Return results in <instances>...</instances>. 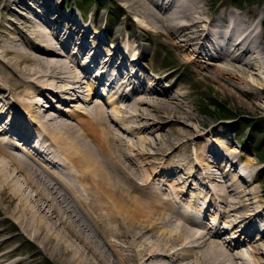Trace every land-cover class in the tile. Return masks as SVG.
<instances>
[{
    "label": "bare ground",
    "instance_id": "obj_1",
    "mask_svg": "<svg viewBox=\"0 0 264 264\" xmlns=\"http://www.w3.org/2000/svg\"><path fill=\"white\" fill-rule=\"evenodd\" d=\"M26 1L20 0L19 3L26 5ZM32 1L33 3L50 2V0ZM121 1L124 2L123 5L127 4L128 9L136 10V14L142 12L136 8L142 7L143 14H147L152 24L164 28L163 33L157 31L159 34H165L166 38L171 40L177 39L172 43L176 48L186 52L183 54L185 62L187 60L190 63L195 62L198 58H205L202 62L219 60L223 65L218 61L215 62L218 64L217 72L231 76V73L247 72L245 68L234 62L247 66L251 64V67H254L255 62H258L260 67L264 65V56L259 48L261 39L255 32V23L249 22L248 16H242L235 11H230L228 16L224 13L215 15L209 10L210 15L209 11L203 7L204 0H119ZM45 6L48 5L45 4ZM35 11V15L27 19L32 34H28L29 37L25 36V40L15 39L17 41H12L10 46L7 44L1 46L0 104L1 106L10 104V96L17 95L16 90L20 89L22 92L20 94L29 99L24 100L23 97H19L18 100L27 106L26 110L31 117V123L40 126L38 137H42V132H49L50 137L57 144L54 146L43 140V145L39 142L42 152H38L37 145L34 146L37 151L27 150L23 147L26 144L24 140L29 139L32 124L27 121L28 124L25 125V120H19L20 115H18L14 117L17 128L18 126L23 128L24 125L30 126V129L26 128L25 133L18 131L15 126L10 128L4 125V130L16 131L25 138L19 137L20 142L16 143L26 150L25 156L22 157L6 148L11 146L9 141L0 140V214L8 217L15 215V219L26 221L25 226H20L17 234L26 236L27 226L33 241H36L44 252H49L51 248L52 255L58 264H264V261L256 256L257 243L254 239L247 238L253 247L251 262L246 257L244 248H241L240 239H237L241 231L249 232L250 236L254 233L255 228L252 229L248 225L255 215L252 206L255 203H260L259 207L264 205L263 190L255 192L250 189L252 182L248 186L241 182L243 174L250 180L253 178V173L245 172L247 167H252L253 161L242 157L244 154L242 153V155L239 154L237 164H233L240 150L231 145L230 141H225L224 137L217 136L212 140L208 137L210 132L218 129V125H212L209 132H202L201 136H203L199 141H194L198 136L195 135L194 128L190 130L177 127L180 122L193 117L192 113L185 111L182 105L186 95L178 92L172 96L168 89L159 90L156 85L160 84L161 80L157 82L155 80V86L146 88L145 71L133 72L127 69L125 76L122 77L119 71L114 70V72L117 71L116 75L112 74L109 79L112 93L107 91V87L102 88L101 93L103 97L107 95L113 106V118L97 102L91 106L89 112L83 106L72 103L75 99L88 103L89 97L87 99L81 97L84 84L88 86L89 94H92L98 90L97 85L106 80V77H110L111 70L105 69L106 67L102 65L96 68L99 75L96 77L95 71L82 70L81 66L77 68L78 63L71 57L64 59L66 55L61 54L64 51L59 47L64 46L70 49L74 41L66 37L68 30L64 31L56 25L62 26L63 21L67 19L62 14H59L56 19H53L54 16L46 18L43 7ZM205 15L209 16L205 17ZM102 19L106 22L109 20L107 16H103ZM120 30L121 28L118 29V33H111L113 43L106 49L120 54L122 58L120 64H126L130 58L128 59L122 50L128 46L129 53L134 52L133 55L136 56L132 59L137 63L139 57L142 59L145 56L144 43L143 46L138 45L132 48L133 41L125 40L124 46L118 45L119 37H121ZM75 31H80L78 25ZM103 31L105 36L110 33V29ZM83 36L81 43L79 42L80 45L75 44L78 49H72L74 54L84 52L83 56L80 54L82 58L89 49V52H95L90 45V48L87 47L88 32ZM114 41L117 42V46H114ZM24 42L29 43L37 52L25 51L22 48V46L26 47ZM251 54H255L254 62L244 58ZM106 60L113 62L114 56L103 59L102 64L106 65L104 63ZM24 62L32 63L23 66ZM91 62L95 66L97 60L91 59ZM31 64L36 66L31 67ZM122 68L123 66H120V71ZM52 70H55L54 73H50ZM80 71L83 74H79ZM138 72L139 75L136 76ZM169 72H164L157 79ZM90 77L93 78L94 83L90 81ZM53 79L68 81L67 84L62 82L64 85H61V88L68 91L66 92L68 96H64V99L67 98V102L71 103H67L66 107L55 105L63 109V114L53 109L43 112L40 106L47 105H40L35 101V95H38V92L41 94L54 87L48 82ZM136 82L139 85L134 86ZM71 83L73 85H70ZM257 86L260 89L263 88L262 84ZM46 96L52 98L47 93ZM141 104L154 107L153 110L157 111L159 118L164 119L163 122L152 119L151 113L144 111L140 107ZM162 109L167 113L166 116L159 114ZM5 112L3 109L1 115ZM119 113H122L120 119L116 117ZM67 115L79 124L75 125L67 121L65 119ZM112 119L126 122V131L133 137L144 133L154 135L163 130L164 122H169L170 129L176 134L174 140L170 141L169 148L175 147L178 150L179 147H185L186 150L194 146L195 158L193 155L188 159L185 156L186 159H184L191 163L186 172L182 170L184 159L178 163L179 160L171 158L160 166L162 164L159 161L160 156L169 158L173 152L165 153V149L157 148L144 136L134 141V144H139L136 148V145L114 135V129L110 123ZM150 119H152L151 122ZM188 144L191 146H187ZM200 146L201 149H197ZM155 157L157 160L152 161L151 159ZM219 158L227 164L232 162V168L230 167L228 171L219 165V169L227 173L226 176L216 174L215 169L211 168L212 165L217 167ZM204 159L208 160L209 164L205 163ZM34 162L45 167L46 171L65 186L61 185L67 192L70 191L71 194L68 195L74 204L62 202L61 197H65L34 168ZM198 165L204 169L207 165L210 166L209 172L204 174L210 187L206 189L202 186L195 192H191L193 199L189 203L188 198H183V191L191 188L188 181L194 178L192 174L194 172L196 174ZM148 166H151V170ZM166 166L171 169L180 167L183 175L178 172L173 173V179L170 180L166 177L168 168H166L167 172L162 169L161 174L163 176L165 174L162 179L166 185L163 181L153 184V179L155 180V177L159 175L157 167L160 169ZM236 171L240 174H238L239 177ZM230 176L234 180L233 184L229 187L224 186L229 182ZM140 178L145 182H138ZM243 184L245 189L242 188ZM219 197L224 203L225 210H223L226 216L232 215L234 218H231L234 221L231 226L234 233L229 239L222 238L224 236H221L220 229L212 232V226H209V229L202 227L203 222L189 213L190 211L184 206V203H188L196 210H203L192 201L196 203L197 198H202L212 205L218 204ZM16 214H19V217H16ZM5 220V217L0 218V224H3ZM213 220L216 222L217 217ZM241 225L244 227L238 228ZM60 226L63 229H60ZM226 226L229 227L227 224ZM246 226L249 228L246 229ZM91 229L95 237H90L88 231ZM1 235L0 232V250L4 249V251L0 252V264H26L24 259L16 260L18 250L15 247L11 249L16 235L13 238ZM111 236L115 239L111 240ZM241 238L245 239L242 236ZM263 239L259 238L264 242ZM8 247L10 248L6 250Z\"/></svg>",
    "mask_w": 264,
    "mask_h": 264
},
{
    "label": "rangeland",
    "instance_id": "obj_2",
    "mask_svg": "<svg viewBox=\"0 0 264 264\" xmlns=\"http://www.w3.org/2000/svg\"><path fill=\"white\" fill-rule=\"evenodd\" d=\"M19 1L20 0H0V49L1 46L6 44L10 46L12 41H17L15 39L25 40V36H28V34H32L31 28L29 29L28 27L29 22H27V19L29 18V16H34L35 12H38L35 11V9H38L40 7L44 8L43 13L46 18L55 16L54 14H52L53 12H51V7L58 8V12L64 15L67 21H63L62 26H56L61 27L65 31L68 30V32H70L69 29L71 28L73 30L75 29V25L72 24L70 20H68L71 16H74L76 22L82 23V25L84 26H89V23H84V21L81 20V16L88 19L91 18L94 21L95 26L97 27L98 25H107V29H110L111 33H118V29L121 28L119 34L124 38V42L125 40H128V42L130 40L133 41L131 46L132 48L138 47V45L143 46L144 43V47L146 48V50L145 56L140 61L141 64L138 65L134 62V60L132 59L133 57H135L133 55V52L131 54L129 53V65L131 64L132 66H134L135 71L140 70L146 72V82H148V85H152L151 87H153L158 80H161L162 82L156 85L159 90L168 89L170 90V95L172 96H174L178 92L186 95V98L183 99L182 105L186 109L185 111L192 113L193 117L185 119L183 122H180V124L176 123L177 125H179L177 127H185V129L189 128L190 130L194 128L195 135H198L195 137L194 141H199V139L201 140V137L203 136H201L202 132H209V129L212 125H218V129H215V131L212 133L210 132L208 137H210L211 140L217 136L226 138L225 141H230L231 145H234L238 148H236L237 150H240L239 154L242 155V153H244L242 157L249 158L253 161L252 167H247V169L245 170L246 174L253 173V178L250 181L247 180L243 175L241 182L246 183L247 186L252 182L250 189H253V191L255 192L263 190L262 194H264V158H260L258 155V152L260 151L264 153V133L260 137L258 132L262 129V127L264 129V120L254 123V121H256L257 119H264V65L260 67L258 65V62H255L254 67H251V64L247 66L242 63L234 62V64H239L240 67L245 68L247 72L244 74L231 73V76L227 73L222 74L217 72L216 67H218V64H216L215 62L218 61V63H220L219 60H216L215 62L213 60L202 62L205 58H198L197 60H195V62L190 63L188 60L185 62L183 61L185 60V56L183 54L186 52L180 50L179 48H176L174 46V43H172L177 39L171 40L170 38H166L165 34H159V32H165L164 28L152 24V22L147 17V14H143L144 10L141 9L142 7H140V9L136 8L139 12H141L142 10V15L139 13L136 14V10L128 9L126 7L127 4L123 5L124 2H119V0H50V2L43 1V3L41 1H39L38 3H33L32 0H27L26 5L19 3ZM204 2L205 5L203 7L208 11L210 10L211 13L215 15H221L224 13L228 16V13L230 11H235L242 16H248V21L252 23L254 22L256 25L255 32L261 39L259 48L261 49V52L263 53L262 55L264 56V0H204ZM238 2H241L242 5L239 6ZM45 4L48 6L46 7ZM57 4L59 5L56 7ZM103 16H107L109 18V20L107 21L108 23L105 24L104 20L102 19ZM206 16L209 15H205V17ZM81 30L80 32H83ZM158 30L159 32H157ZM89 35V40L94 41L93 37L95 33H89ZM261 36L263 37L261 38ZM24 44L26 45V47L22 46V48L25 51L31 53L37 52L35 48H32L29 43L24 42ZM59 49L62 50V48L60 47ZM63 51L66 53L65 49ZM244 58H246V60L248 61L252 60L253 62L256 60H253L255 58V54L248 55ZM211 61L212 64H210ZM30 63L32 62H24L23 66ZM220 64L223 65V63ZM35 66L36 64H31V67ZM54 71L55 70H52L50 71V73H54ZM166 71L170 72L166 73L162 78L157 79L158 76ZM1 74L2 73H0V75ZM48 82L54 86L51 90H54L56 92H62L64 88L62 90L61 85L68 83V81H60L59 79L48 80ZM62 82L64 84H62ZM261 84L263 87L262 89L257 86ZM70 85L73 84L71 83ZM83 87L84 91L83 94H81V97L82 99H87L89 97V102L86 103L81 99H75L72 103L83 106L87 110V112H89V110H91V106H93V104L97 102L101 106H103L106 111L112 115L113 118V106L111 105V102H109V100L108 102H106L104 98L95 96L94 92H91L92 94H89V91L87 89L88 86L86 84H84ZM16 91L18 92V94L22 93L20 89H17ZM46 93L48 95H51L53 92L51 93V91H47ZM64 95L68 96V94L66 95L65 93ZM20 97L23 96L20 95ZM35 97L36 100L40 101L41 103L49 105V103L46 101L47 99L45 98V96L36 94ZM51 97L53 96L51 95ZM18 98L16 95V101L18 100ZM60 98L63 99L64 97L60 95ZM52 101L55 104L60 105V103L57 102V97ZM120 106H122V103H120ZM140 107L144 111H149L151 113L152 119H156L158 121L164 120L157 116V111L153 110L154 107H150L147 104H141ZM41 109H43V107ZM225 112L232 113L233 118L231 117V119L228 118L227 120L221 119V114ZM159 114L161 116L167 115V113L163 109L161 112H159ZM116 117H118L119 119L122 118V113H119L118 115H116ZM65 119L74 123L75 125L79 124L69 115H67ZM152 119H150L149 121L151 122ZM110 123L114 129V135L122 137L125 141H128V143L132 145H136V148L139 146V144H134V141H138L139 137L144 136L157 148L162 147L163 149H165V153L169 154L170 152H173L171 156L169 155V158H165V156L163 155L160 156L161 158L159 159V161L162 162L160 166H163L165 162L169 161L171 158L179 160L178 163L181 161V159H184L185 156L187 159L189 157H192V155L195 158V153L193 152L194 146H191L190 144H188L187 146L191 147L186 150L185 147H179L180 149L178 150H176L175 147L169 148L170 141L174 140L176 135L175 132L170 129L169 122H164L165 124L163 130L156 132V134L154 135L144 133L138 134L134 137L126 131V122H122L121 120L115 121V119H112L110 120ZM255 127L257 129L254 132L253 128ZM46 134L51 136L49 132H47ZM4 138L5 135L0 132V140L3 141ZM49 140L52 144H54V146L55 144H57L51 137L49 138ZM23 147H25L27 150L30 149L27 146ZM6 148H9V151H11L15 155L21 157L25 156L23 150L19 148H15L12 146H6ZM197 149L200 150L201 146L200 148L197 147ZM185 159L183 160L182 170L186 172V169L191 165V163L189 162V160ZM151 160L156 161L157 158L155 157ZM29 161L33 163L32 160ZM205 161H207V163L209 164L208 160H204V162ZM195 163L197 164V162ZM220 164L221 162H217V167L212 165L211 168L215 169V173L224 172L219 169ZM225 164L227 163H223L224 168ZM33 166L49 182V184L55 187V189L60 190V194L65 197H61L62 202H64L65 204L73 203L71 197L69 198L70 195H68L70 191L67 192L63 184L58 182V180L53 177V175L43 169L36 162H34ZM175 166H177L176 162ZM209 167L210 166L208 165V168ZM148 168H150L151 170V166H148ZM166 168H168V166L162 167L160 169L159 167H157L158 173L160 174L155 177V180L153 179V184L158 183V181H163L161 174L163 172L161 171L163 169V171L166 170L167 172ZM180 170V167L172 169L168 168V172L170 173L167 172L168 174H166V176H169V178L173 179V175L170 176L172 172L174 174L178 172V174L183 175V172H181ZM236 174L239 177L240 174L238 173V171H236ZM220 175L222 176V174ZM192 176L196 178V176L198 175H196L194 172ZM192 179H190L189 181H192ZM137 181L140 183L145 182L142 179ZM189 181L188 184L191 185ZM200 182L201 179L200 177H198V179L195 180V184L198 187H201ZM203 182H206V184L210 186V183H207L208 180L205 181L203 179ZM233 182L234 180L232 176H230L229 182L224 184V186L229 187V185L233 184ZM163 183H165V181H163ZM61 185H63L64 187ZM242 188H246L244 187V184L242 185ZM186 192L191 193L192 189L190 188L189 190H186ZM135 193L139 195V193ZM219 199L220 200L218 205H222L219 206V208L225 210V207H223L224 203L221 202V197H219ZM259 204L260 203H255L252 206V211L257 212ZM204 205H206L205 202ZM209 209L214 211L213 207H209ZM224 210L222 211V214L224 213ZM217 213L218 212H216V215ZM2 217L6 218L5 222L3 224H0V232L2 233V235L11 238L15 237L16 235V238L13 241L14 246L11 247V249L15 247L18 250L16 252V260L24 259L27 262L26 264H58L57 260H55L52 255L51 248L50 250H48L49 252H44L42 249H40L39 244L36 243V241H33L28 233L27 226L26 236L17 234V232L20 230V226H25L24 224L26 221H21L19 218L15 219V215L14 217H8L5 216V214H0V218ZM16 217H19V214H16ZM231 218H233L232 215L223 216L222 220L224 219V222H226L227 224L229 223L231 227L234 223ZM79 219L82 220V217L79 216ZM251 219H256V225L258 226V228L264 229V211L262 212V215L255 214V216ZM60 229H63V227L60 226ZM88 233L91 235L90 237H95V234L93 235L92 229L89 230ZM238 234L244 236V234L242 233ZM263 238L264 237H260V239ZM110 239L113 240L115 238L111 236ZM254 242L257 243L256 256L264 261V242L259 239H257L256 241L254 240ZM9 248L10 247L6 248V250ZM252 249L253 247L251 246V243L244 247L246 257L250 261ZM2 251H4V249L0 250V252Z\"/></svg>",
    "mask_w": 264,
    "mask_h": 264
},
{
    "label": "trees",
    "instance_id": "obj_3",
    "mask_svg": "<svg viewBox=\"0 0 264 264\" xmlns=\"http://www.w3.org/2000/svg\"><path fill=\"white\" fill-rule=\"evenodd\" d=\"M238 3H239V2H238ZM241 5H242V3L240 2V3H239V6H241ZM232 116H233L232 113L225 112V113H222L220 117H232ZM261 156H263V155H261Z\"/></svg>",
    "mask_w": 264,
    "mask_h": 264
}]
</instances>
